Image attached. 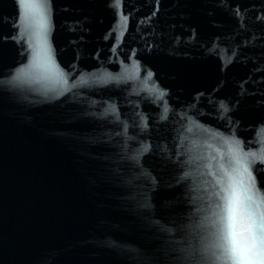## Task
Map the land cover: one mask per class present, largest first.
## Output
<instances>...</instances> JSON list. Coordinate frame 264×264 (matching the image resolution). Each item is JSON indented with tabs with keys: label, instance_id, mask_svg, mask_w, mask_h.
Wrapping results in <instances>:
<instances>
[{
	"label": "water",
	"instance_id": "1",
	"mask_svg": "<svg viewBox=\"0 0 264 264\" xmlns=\"http://www.w3.org/2000/svg\"><path fill=\"white\" fill-rule=\"evenodd\" d=\"M130 0H0V264H19Z\"/></svg>",
	"mask_w": 264,
	"mask_h": 264
},
{
	"label": "snow or ice",
	"instance_id": "2",
	"mask_svg": "<svg viewBox=\"0 0 264 264\" xmlns=\"http://www.w3.org/2000/svg\"><path fill=\"white\" fill-rule=\"evenodd\" d=\"M246 190H252L251 181ZM262 202H264V194H262ZM240 203V196L237 193L235 206L232 201L228 205L227 233L224 236L228 259L232 264H256L257 261L259 264H264V211L257 215L249 206L243 226L238 228L237 214Z\"/></svg>",
	"mask_w": 264,
	"mask_h": 264
}]
</instances>
